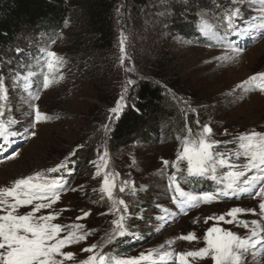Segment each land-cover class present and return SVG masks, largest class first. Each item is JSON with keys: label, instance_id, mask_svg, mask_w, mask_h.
Returning a JSON list of instances; mask_svg holds the SVG:
<instances>
[{"label": "rangeland", "instance_id": "obj_1", "mask_svg": "<svg viewBox=\"0 0 264 264\" xmlns=\"http://www.w3.org/2000/svg\"><path fill=\"white\" fill-rule=\"evenodd\" d=\"M216 3L226 4L229 11L239 8L238 17L248 20L251 25L262 23L260 0H157L152 5L153 8L142 14L140 26L130 25V16H127L126 10L123 9L122 12L119 10L116 15L114 51L105 58L100 57L107 66L117 63L119 68L115 81L110 82L107 88L111 91L110 94L106 93V88L103 89L104 80L91 81L93 75L91 67L96 63L92 58L96 55L89 54L86 48L79 44L78 29L73 26L71 19L65 21L64 27L53 41L46 39L36 30H24L13 47L6 50L0 58V79L5 82L6 91V99L0 101L5 108L3 118L6 119H3V122L8 118L26 134L20 141L21 147L10 154L14 156L13 159L5 160L0 157V187H10L15 179L36 172L49 175L47 169L55 167L70 153L78 154L77 152L86 149L83 142L91 127L99 125L96 124L98 115L105 112L107 120L109 118L114 120L116 114L109 110L116 107L121 95L124 96V100L119 112L133 99L134 89L132 85L126 83L128 80L133 81L132 74L135 70L127 65L132 62L133 53H141L144 61L150 60L155 67L161 69L163 76L191 96L177 98L181 101V108L186 110L185 114L183 112L184 116L188 112L198 114L201 130L205 124L212 128V138L221 142V151H224L228 144L234 148L233 138L239 133L252 129L264 130V94L255 93L250 82L245 84L250 76L264 72V29L257 27L255 39L258 41L251 47L242 50L233 46L225 39V27L219 22L218 12L214 9ZM183 8L195 14L197 30L204 23L213 27L217 33L215 38L203 34L200 30L199 32L202 38H207L214 47L198 45L173 35L169 10L175 14L183 12ZM234 48L240 51L232 52L231 49ZM42 50L55 52L63 59L62 66L52 74L56 82L46 90L42 88L43 79H40L38 74L37 64L41 63V60L36 62V57ZM226 56L230 58L217 59ZM27 71H32L35 75L26 83L22 76ZM18 72L21 74L20 80L25 82L27 88L30 84L34 85L33 95H23L19 86L15 85L16 82L11 79ZM137 82L138 80L134 79V83ZM161 86L159 88L163 90L164 86ZM36 96H39V99H36ZM107 96L109 100L103 103V97ZM164 96L165 103L169 106L172 97L167 89L164 90ZM34 107L46 115L47 119L33 126ZM110 123L106 124L107 131L103 126V131L97 132L95 129L89 134L95 145L93 152L95 157L81 161L82 159L78 160L73 155L71 159L77 166L73 168L70 165L73 179L69 186H66L67 190L61 194L52 209H42L37 213L47 215L55 210L58 217L54 223L61 225L80 223L84 225L85 231L94 230L86 241L64 249L75 254L74 260L65 261V264H79V261L86 259L90 253L82 252L81 249L91 244H98V251L109 258H112L109 255L120 256L118 250L131 251L121 254L120 258L124 259L139 257L141 253L147 254L150 250H153L154 257L167 251L173 255L166 258V263L176 264V253L205 247L204 236L210 227H221L241 237L249 235L246 229L235 222L228 224L208 220L206 223L205 217L219 216L233 207L255 208L259 213V198L253 199L246 194L232 198L221 196L211 203H201L191 213H179L177 208L171 205L167 194L166 182L172 173V167L169 165L168 170L162 164L163 160L176 159L177 151L182 148V144L176 143L178 138L161 139L160 136H156L149 146H144L135 139L127 148L112 153L107 151L109 135L106 133L111 127ZM30 128L36 133L34 137L29 135ZM153 134L155 132H152ZM191 134L195 135L193 132ZM105 151L108 153L106 170L119 174L115 181L117 187L114 195L124 199L128 204L131 215L126 216L125 223L129 235L139 238L135 244L132 241L127 242L126 236L111 241L106 239V233L111 230L112 221L118 218L119 213L100 214L112 212V207L107 197L99 192L103 170L101 175L94 179L93 174L97 169L92 162L102 164L98 153L102 154ZM235 162L244 161L241 158ZM180 167L186 169V163L181 162ZM122 181L134 182L135 195L129 194L127 190L125 193L119 192ZM190 186H194L193 193H216L222 187L210 177L205 178L198 191L197 184L191 182ZM73 188L76 191H72ZM159 209L171 212L166 225L159 220L161 217ZM18 211L23 214L30 211V206ZM84 212L91 214L78 221L76 218L82 216ZM237 219L248 222L260 221V216L244 213L238 215ZM260 222L264 224V221ZM189 233H194L196 239L192 241L179 239ZM252 252V255L246 257L245 264H264L261 246L258 245ZM189 264H213V261L210 257L202 260L189 258Z\"/></svg>", "mask_w": 264, "mask_h": 264}, {"label": "snow or ice", "instance_id": "obj_2", "mask_svg": "<svg viewBox=\"0 0 264 264\" xmlns=\"http://www.w3.org/2000/svg\"><path fill=\"white\" fill-rule=\"evenodd\" d=\"M262 8L260 25H249L247 31H255L257 27L264 29V0H260ZM240 9L230 11L224 17L229 28L232 26L233 18L239 16ZM255 19V17H254ZM203 34L210 35L215 38L217 33L213 27L207 23L202 24L199 29ZM20 51L19 49L17 50ZM232 52L238 53L240 49H231ZM124 52L123 40L121 41V53ZM230 57H217V59H229ZM43 66L47 72L43 74L42 88L48 89L52 83L56 82L52 75L58 71L63 64V59L58 57L55 52L42 50ZM123 62V56H121ZM35 75L32 71H27L22 79L27 83L29 79ZM21 74H16V79L19 80ZM62 78V77H61ZM261 81L264 82V72L257 73L248 78L245 84L249 82ZM127 85H132L134 82L128 80ZM242 87V86H238ZM264 92V83L260 89ZM127 91V88H125ZM39 99V96L35 97ZM6 99L5 82L0 79V101ZM124 96L121 95L120 100L116 102V107L109 111L117 114L121 107ZM33 126L35 123L45 121L46 115L34 107ZM5 108L0 104V117H4ZM107 131L108 125L104 126ZM212 128L205 124L198 134H191L189 129L188 135L181 139L182 148L177 151L174 161L163 160L162 164L165 168L169 165L175 172L169 177V188H174L173 202L176 204L179 212L187 214L189 210L197 207L201 203H211L218 200L221 196L232 198L237 195H248L250 198H259V213L255 208L242 209L233 207L219 216L205 217V222L214 220L217 223H237L247 230L249 235L241 237L240 235L213 226L207 229L204 242L205 247L195 251L184 253H176V264H189V258L193 260L205 259L210 257L213 264H245L246 257L252 255L253 249L261 246V251L264 252V130L257 131L255 129L239 133L234 136L233 142L235 147L232 149L220 150L221 142L212 138ZM12 134L8 126L0 119V137H6ZM225 130V135H227ZM29 135L34 137L35 131L29 129ZM75 152L70 153L55 167L46 170L47 173H67L71 175L74 164L71 157ZM102 164H96V172L93 178L101 175L103 170V179L99 192L102 196H106L111 202L112 212L100 213L101 215L119 213L118 218L112 221L111 230L106 233V239L111 241L117 237L129 235L127 225L125 223L126 216L131 215L127 202L114 195V190L117 185L115 183L118 173L107 171V156L108 153H98ZM8 159H13V155H9ZM243 158V163H236ZM181 162L186 163V173L189 177L211 178L222 187L216 193H193L185 191L180 186L178 174L182 172L180 168ZM220 169H227L220 172ZM67 181L63 174L52 177L44 172H36L32 175L17 178L12 181L10 187H0V264H65V261L74 260L75 254L64 249L73 244H80L86 241L88 236L94 230H84V225L75 223L71 225H61L54 223L58 217V213L53 210L47 215L40 213L42 209H52L53 205L60 199L61 194L67 190ZM131 185V187H130ZM83 187V185H81ZM76 191L75 188L71 189ZM135 195L134 182L122 181L119 186V192ZM96 191V189H94ZM30 211L21 214L18 210L29 207ZM122 209V210H121ZM64 211V209H61ZM167 212V209L164 210ZM251 213L259 215L260 221L252 220L239 221L238 215ZM91 213L84 212L82 216L76 219L82 220L87 218ZM161 220L165 217H160ZM196 223V221H193ZM62 233H64L62 235ZM103 239V238H102ZM179 239L192 241L196 239L194 233H189L179 237ZM98 244H91L81 249L82 252L90 253L86 259L79 261V264H140L141 261H153V250L147 254L141 253L139 257L132 258H109L102 252L98 251ZM173 253L162 252L159 254V261L163 262L166 258L172 256Z\"/></svg>", "mask_w": 264, "mask_h": 264}, {"label": "trees", "instance_id": "obj_3", "mask_svg": "<svg viewBox=\"0 0 264 264\" xmlns=\"http://www.w3.org/2000/svg\"><path fill=\"white\" fill-rule=\"evenodd\" d=\"M157 0H0V58L2 54L13 47L18 36L24 30H36L46 39L53 41L57 38L58 32L64 27L66 20L71 19L74 27L78 29L80 43L89 54H95L92 58L94 63L91 81H103V89L106 93L111 91L107 88L110 82L115 81L119 74L117 63L107 66L100 57H107L112 54L115 47L116 36V15L120 10H126L130 16L129 24L140 26L142 14L153 8ZM161 1V0H159ZM215 11L218 12L219 22L230 11L226 4L216 3ZM172 19L171 29L174 36L188 39L195 44L211 46L208 42L202 41L196 30V18L193 11L183 8V12L173 14L169 10ZM173 15L175 18H173ZM169 18V19H170ZM139 54H132V62L127 64L134 68V79L137 83L132 84L134 89L129 105L116 114V118L107 120V114L102 112L98 115L96 124L92 126L85 138L83 145L86 149L75 154L76 159L90 160L94 155V142L89 134L95 129L103 131V126L110 123L108 130V152H116L127 148L135 139L144 146H149L156 136L163 138H184L191 132L198 134L201 126L198 121V114L188 112L181 108V101L177 98H191L188 93L179 89L172 80H168L159 67H155L150 60L144 61ZM151 63V64H150ZM96 78V79H95ZM103 78V79H102ZM95 79V80H94ZM94 83V82H93ZM164 89L159 88L161 85ZM162 87V86H161ZM172 97L170 105H166L164 90ZM103 93H105L103 91ZM108 96L103 97V103H107ZM184 112V114H183ZM107 120V121H106ZM152 132L155 134L152 135ZM181 139L176 143L181 144ZM161 142V140H159ZM226 148H232L231 144ZM77 166V163H76ZM170 170V167L167 168ZM171 175V174H170ZM129 241V240H127ZM119 248V247H118ZM120 251V255L131 251ZM121 255V256H122Z\"/></svg>", "mask_w": 264, "mask_h": 264}, {"label": "built area", "instance_id": "obj_4", "mask_svg": "<svg viewBox=\"0 0 264 264\" xmlns=\"http://www.w3.org/2000/svg\"><path fill=\"white\" fill-rule=\"evenodd\" d=\"M197 30V29H196Z\"/></svg>", "mask_w": 264, "mask_h": 264}]
</instances>
